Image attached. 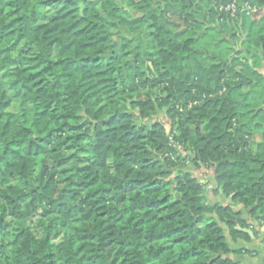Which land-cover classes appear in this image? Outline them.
Masks as SVG:
<instances>
[{
    "label": "trees",
    "instance_id": "obj_1",
    "mask_svg": "<svg viewBox=\"0 0 264 264\" xmlns=\"http://www.w3.org/2000/svg\"><path fill=\"white\" fill-rule=\"evenodd\" d=\"M230 2L0 0V264L264 249V0Z\"/></svg>",
    "mask_w": 264,
    "mask_h": 264
},
{
    "label": "crops",
    "instance_id": "obj_2",
    "mask_svg": "<svg viewBox=\"0 0 264 264\" xmlns=\"http://www.w3.org/2000/svg\"><path fill=\"white\" fill-rule=\"evenodd\" d=\"M244 38V35H243ZM242 38V39H243ZM240 45V44H239ZM260 71L264 74V60L261 61ZM237 248H246L249 250H257V254L253 256L241 255L240 260L242 264H264V249L263 244L260 239L251 238L250 242H244L242 240H238L235 244H233Z\"/></svg>",
    "mask_w": 264,
    "mask_h": 264
},
{
    "label": "rangeland",
    "instance_id": "obj_3",
    "mask_svg": "<svg viewBox=\"0 0 264 264\" xmlns=\"http://www.w3.org/2000/svg\"><path fill=\"white\" fill-rule=\"evenodd\" d=\"M213 37H215V34L213 35V33H211V32H209L208 34H206V36L203 38V41L200 43V47H202V48H208V50L209 51H211V48L209 47V46H207L206 45V43H210L211 41H212V38ZM245 38V37H244ZM243 40H241V41H239L238 42V44H242L243 42H242ZM245 48V47H244ZM243 48V50L245 51V49ZM251 50H252V55H254V48H252L251 47ZM255 56V55H254ZM251 96L254 98V99H257L258 101L259 100H261V99H263L262 98V94H261V91H260V88H256L255 90H253V93H251ZM164 111L165 110H162V111H160V112H158L157 114H156V116H154L153 117V120H155V119H157L159 122H161V123H165L166 125V127H167V119H166V117H165V115H164ZM255 139L257 140V139H259V136H256L255 137ZM208 180H210V182H211V185H213V182H212V178H211V176H209L208 178H207ZM209 188H208V193H210V198L212 199V200H216L217 199V196L214 194V193H212L211 192V190H212V188H210V186H208ZM264 231V230H263ZM228 240H229V242H230V239L228 238ZM238 241V240H237ZM236 241V242H237ZM230 244L232 245V243L230 242Z\"/></svg>",
    "mask_w": 264,
    "mask_h": 264
},
{
    "label": "built area",
    "instance_id": "obj_4",
    "mask_svg": "<svg viewBox=\"0 0 264 264\" xmlns=\"http://www.w3.org/2000/svg\"><path fill=\"white\" fill-rule=\"evenodd\" d=\"M237 2L238 0H231V2L225 7V10L230 12L231 15H234L237 11ZM245 6L249 8L247 4Z\"/></svg>",
    "mask_w": 264,
    "mask_h": 264
},
{
    "label": "water",
    "instance_id": "obj_5",
    "mask_svg": "<svg viewBox=\"0 0 264 264\" xmlns=\"http://www.w3.org/2000/svg\"><path fill=\"white\" fill-rule=\"evenodd\" d=\"M244 37H245V34H244ZM237 229L242 231V232H244V233H246V234H248L251 238L254 237L253 232L250 229L239 228V227H237ZM262 230H264V226L262 227Z\"/></svg>",
    "mask_w": 264,
    "mask_h": 264
}]
</instances>
